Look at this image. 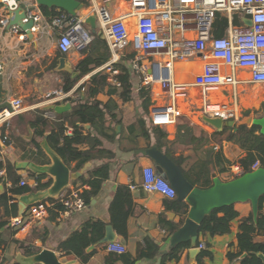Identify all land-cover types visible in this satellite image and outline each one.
I'll return each mask as SVG.
<instances>
[{
    "label": "crops",
    "instance_id": "0c3cea01",
    "mask_svg": "<svg viewBox=\"0 0 264 264\" xmlns=\"http://www.w3.org/2000/svg\"><path fill=\"white\" fill-rule=\"evenodd\" d=\"M18 2L20 6H23L26 4L30 5L34 1L29 3L19 0ZM46 9V13L50 15L49 17L37 6V11L41 15V21L39 22V31L38 33H33L34 37L32 40H29L24 34L19 33L17 28L7 29V21H5L4 25L0 24V108L8 105V103L14 99L21 100L22 102V111L11 118L8 123L0 125V127L4 126V137L0 140V163L2 165L0 169L4 168L6 177L11 179L14 183L22 179L26 180L28 184L27 187L30 189H35L31 187V185L33 180H37V178L31 176V173L28 171L16 170L15 163L18 161H32L39 164L38 162L44 161V155H38V150L33 141L39 145V142L43 138L47 140L50 131H44L42 127L32 128L30 122L39 115L48 119L49 122L55 121V113L69 112L72 107L71 102H76L84 98L83 92L79 100L69 98L65 101L51 102V100L48 99V95L52 93L54 94L53 97H56L59 93H63L61 87L65 75L69 74L71 78H73L77 74L75 71L76 66L84 56L81 55L79 51H71L68 54H62L58 51L56 46L58 30L52 27V20L62 11L55 8ZM109 9L114 18L121 17L129 11V0H114V2L109 5ZM52 14L55 16L52 17ZM4 16H6V12L1 6L0 18ZM88 16H90V14L87 7L82 10L78 18L80 19V28L91 41L92 36L95 34H92L91 28L84 24V20ZM220 16L226 20L225 16L222 14H220ZM215 20L216 17L212 24L211 35L213 37H222L223 35L216 36L214 34ZM237 21L242 25L239 18ZM126 23L130 32H133L135 20L128 18ZM244 24L246 25V23ZM226 26L227 22H225L224 35ZM96 32V34L99 35L97 24ZM192 33L191 31L186 32L185 37L187 39H192L194 37ZM21 35H23V37H21ZM131 54H133V57L127 58ZM134 56L135 53L129 47L121 54L120 63L126 68L129 74L132 96L135 103L122 105L120 102H117V107L114 108L112 113L116 116L117 120H122V125L115 126L112 124L113 127L115 126L114 129L117 134L113 141L101 138L102 149L113 153V156L109 159L103 157L100 160L95 159L86 163L88 166L81 176L85 179H89L88 173L90 171L104 163H108V179L104 181L99 189H96V195L90 199L88 204L86 203L85 208L76 214L59 219L54 211H50L48 218L38 226L23 230H13L6 225L4 228L0 229V241L2 243L7 242L6 246H3V244L0 246V261H3V264H15V257L17 254H22L23 252V249L19 250L20 245L32 247L36 253L42 248H49L56 252L61 262L83 264L74 255H62L58 250V246L72 233L80 230L82 225L87 221L99 220L104 222L106 227L108 225L111 226L109 206L118 185L127 186L129 189L130 186H134L135 189H130L133 201V215L127 222L128 236L123 240L112 228L115 234V242L123 245L126 248V252L132 255H135L138 249L141 248L146 238L157 245L160 248V252L169 250L168 243L171 235H169L160 224L159 216L160 214H164L167 221L175 224L179 223L180 217L173 212L165 210L164 202L166 198L158 193H145L141 189L143 168L147 166H153L155 168V166L148 157L143 156L139 151L150 148L156 143L152 140L151 146L148 147V142L145 139L129 136L124 129L127 123H125L124 118L132 112L136 116L142 115L143 118L147 117L142 113L140 107V100L138 98L140 87L148 92L151 102L149 114L151 107L169 103L170 101L166 96L160 94L157 86L151 87L148 91L142 84L141 76L129 69ZM61 57L66 59L67 70L56 71L58 59ZM110 57L109 51L108 61ZM108 61L85 75L76 85L81 82L83 84L82 86H84V84L90 80L91 76L99 74L106 77L108 84L119 87L120 83L117 78H115V80H117L118 84L112 83L108 77L109 74L104 68ZM206 63L207 62L201 56L174 61L172 69L174 84L185 87L186 97L184 100H174L176 109L180 112L183 111L176 122L159 127L167 134L165 140L161 142L160 152L165 156H169L168 158L170 160L172 159L173 162L174 158H183L182 168L186 171L198 161L211 160L210 177L212 181L213 179H218L222 183H227L234 179L229 176V167L227 164L225 165L226 171H218V166L215 165L216 156L219 155L222 157V160H226V162H230L231 164H239L238 161L245 157V152L241 151L236 145L226 142L224 140L225 135H218L224 127H222L221 130H216L201 119V117L204 116L201 114L202 107L205 102L218 103L226 106V108L235 109L237 111V109H241L240 97L243 94L256 95L255 91H257L258 94V89L264 88V86L250 84L248 82L250 77L249 72L241 69L235 72V80L237 81L235 85L225 84L219 86V88L212 92L203 94L199 88L194 86V79L201 72ZM215 63L218 65V71L222 76H227L232 72L227 65L220 62ZM76 85L70 91H72ZM79 90L80 88L77 89V91ZM109 100L110 97L107 95V89H104L96 96V101L103 105L108 103ZM262 101H264V99ZM51 105L58 106L60 112H54L53 110H48L43 114L37 112V110H44L45 107ZM245 106H247L246 103ZM130 107L131 109H129ZM256 109L258 108H254V111H256ZM246 111L249 112L248 110ZM242 112L243 110H240V112L237 111L240 117L237 122L243 118V115L241 116ZM46 114H51L53 117L48 118ZM149 114L146 119L148 122H150ZM237 122H235V124ZM76 126H79V124L77 123ZM83 128V134L85 135L89 132L90 127L85 126ZM229 128H234V126ZM38 131H44V136L39 137L36 135ZM72 131L73 128L66 123L65 133L71 134ZM121 132L122 135H120ZM233 132H235V128ZM189 138H192V141H189ZM194 146H198L197 148L199 149L195 150ZM209 151H211L210 155ZM76 164V162L69 164L68 167L71 172H79L84 165H86L84 164L81 169L76 171ZM17 177L19 179H16ZM79 179L71 181L68 187H80L83 193L84 191L93 192L95 190L89 185H82ZM1 182L0 184L4 185ZM40 183H47V186H49L51 180L44 176L40 180ZM15 202L16 200L13 197L9 205L12 203L16 204ZM184 202L188 205L186 216L188 217L190 206L185 200ZM236 208L240 216L231 222L230 232L228 234L211 237L208 233H199L198 242L204 243L205 250L210 254L209 256H204L200 259V252L192 256L189 254V248H185L179 251L178 260L168 257L162 261L161 257H156L151 260H139L136 264H240V258L231 261L227 254H235L238 252L237 234L241 220L247 217L249 213H252L253 220H255L258 212L256 217H254L252 204L250 202L237 203ZM260 213L264 215V208ZM2 214L3 208L0 207V217H2ZM16 216H19L17 212ZM11 218H13V216ZM4 219L5 218H3V220ZM10 219H6L5 221ZM253 238L255 243L264 242V233L256 232ZM92 247L91 250L94 249V246ZM95 248L96 253L85 264H104V258L107 256V252L101 246Z\"/></svg>",
    "mask_w": 264,
    "mask_h": 264
},
{
    "label": "built area",
    "instance_id": "2783aa9c",
    "mask_svg": "<svg viewBox=\"0 0 264 264\" xmlns=\"http://www.w3.org/2000/svg\"><path fill=\"white\" fill-rule=\"evenodd\" d=\"M18 1L0 0V3L6 12L20 6ZM87 1L89 14L96 19L99 36L107 43L110 51V60L104 66L110 81L118 84L115 80L118 75L115 65L120 62L121 54L130 47L135 56L129 69L141 76L142 84L148 91L157 86L160 94L169 99V103L150 108L152 125L162 127L173 124L181 115L174 106V100H184L186 90L185 87L174 84L172 69L176 60L201 56L207 62L194 79V86L203 94L225 84L235 85V72L241 69L249 72L250 84L264 86V0H129L128 13L118 18H114L109 9L114 0ZM22 7L27 11L23 22L31 19L33 24L30 30L38 33L41 15L35 2ZM217 14L225 16L227 22L225 35L222 37L211 35ZM233 14H239L241 26H235ZM6 16L0 18V24H5ZM128 18L135 20L133 32L127 26ZM245 20L250 21L249 26L244 24ZM52 27L58 30L56 46L62 54L79 51L90 41L80 28V19L70 17L66 12L62 11L53 18ZM189 31L194 34L192 39L185 37V33ZM215 62L227 65L232 72L222 76ZM82 85L79 82L72 91L59 93L56 97L51 94L48 99L51 102L69 98L79 100L84 92ZM21 111V100H11L8 105L0 108V125L8 123ZM201 114L209 118H221L223 121L237 122L240 118L235 109L218 103L205 102ZM46 116L53 117L51 114ZM259 169V160H255L249 173ZM245 174L247 173L240 164L229 166L230 178L237 179ZM0 182L7 188L28 186L24 179L14 183L7 178L4 168L0 169ZM38 185V181L34 179L31 187L37 188ZM130 189L134 190L135 187L130 186ZM141 189L145 193H158L168 200L176 198L175 190L153 166L143 168ZM85 205L82 188L68 187L54 202L47 200L28 206L21 215L11 218L8 226L13 230L38 226L56 206V214L60 219L82 211ZM196 248L205 250V245L198 242ZM105 251L120 255L126 252V248L114 242L108 243Z\"/></svg>",
    "mask_w": 264,
    "mask_h": 264
},
{
    "label": "trees",
    "instance_id": "16d2710c",
    "mask_svg": "<svg viewBox=\"0 0 264 264\" xmlns=\"http://www.w3.org/2000/svg\"><path fill=\"white\" fill-rule=\"evenodd\" d=\"M87 8L89 3L87 0H76ZM41 11L45 13L47 17L50 15L46 13L45 7H40ZM55 16L54 14L51 15ZM225 20L217 16L214 25V34L216 36L224 35ZM84 58L78 63L75 71L77 74L71 78L69 74H66L63 79L61 90L63 93L70 91L76 83L82 79L85 75L89 74L96 68L102 66L109 58V49L107 43L98 35L92 36V40L81 50H79ZM133 54L127 58H132ZM121 62V61H120ZM117 63L115 68L119 71V75L116 76L120 83L119 87L110 85L106 81V77L95 74L90 77V80L84 84V98L82 100L71 102V110L67 113H55L56 120L49 122L48 119L39 115L36 119L30 122L32 128L42 127L44 131H49L47 136V143L49 147L62 159L65 165L69 166L70 163L76 162L75 170L78 171L84 164L91 162L95 159L100 160L103 157L107 159L113 156V153L102 149L101 138L113 141L116 138L114 127L116 125H122V120H117L112 111L117 107V102L124 104H134L135 100L132 96V87L129 81V74L126 68ZM107 89V95L110 100L106 104H101L96 101L98 93ZM138 98L140 100L141 111L148 117L150 98L148 92L140 87L138 91ZM39 114L47 112L46 110H37ZM249 112H244V116H247ZM124 118V129L129 136L141 137L148 142V147L151 146L152 140L155 145L161 148V142H163L167 136L166 132L158 126L152 125L148 122L147 117L136 116L132 112ZM66 123L73 128L71 134L65 133ZM79 126H76V124ZM114 124L115 126L113 127ZM85 126H89L90 130L85 135L83 134ZM234 128L224 127L218 133V135H225L224 140L236 145L241 151L245 152V157L238 162L246 173L250 172L251 165L255 160H259L260 169H264V134L261 133V127L259 125H239L235 132ZM44 131L36 132L39 137L44 136ZM110 132V134H109ZM122 135V132L121 134ZM4 137V126L0 127V140ZM192 141V138H189ZM35 147L38 150V155L43 156L44 161L38 162L39 164H46L47 158L40 149L39 145L33 141ZM198 146H194V149ZM161 151V150H160ZM211 151H209V155ZM169 157V156H167ZM171 158V157H170ZM172 160V159H171ZM173 161V160H172ZM183 158H174V163L180 168L186 180L194 187L200 190H206L213 186L211 175V160L198 161L187 171L182 168ZM231 166L230 162L222 160L219 155L215 158V165L218 166L219 172L226 171L225 165ZM0 163V168H1ZM109 164L104 163L88 173L89 179L81 177L79 182L82 185H89L95 190L93 192L84 191L83 198L85 203H89L93 198L104 181L108 179ZM35 177L34 175L30 174ZM38 180V187L30 189L27 186L7 188L5 185L3 192L0 194V207L3 208L2 217H0V229L8 226L9 220L12 216H16L17 205L9 202L12 201L14 195H25L37 190L43 189L47 186V183H40L43 177H36ZM16 179H19L18 177ZM92 179V180H90ZM54 202V200H48ZM166 211L173 212L180 217L179 223L175 224L166 220L164 214H160L159 222L162 227L168 232L169 235L173 234L183 224L188 211V205L184 201H178L177 198L173 200L166 199L164 202ZM58 206L54 207L50 211L56 213ZM264 208V195L258 200V215L253 220L252 213L241 220L239 231L237 234L238 252L228 253L229 260L233 261L240 258V264H264L258 257V254L264 256V242L255 243L254 234L256 232L264 233V215L260 212ZM110 225L115 233L125 240L128 236L127 222L133 215V201L130 189L124 185H118L113 199L109 206ZM240 216L239 211L236 208V204L223 206L211 210L205 215L199 227V233H208L211 237L226 235L230 232L231 222ZM3 218H5L3 220ZM106 224L102 221H87L81 229L72 233L66 240L61 242L58 246L59 252L62 255H74L77 259L85 264L96 253L97 246H101L104 250L107 244H100V241L104 237ZM6 246L7 242L2 243L0 246ZM90 246H94V249L88 251ZM188 249V244H181L172 249H169L166 254L160 252V248L155 245L150 239H144L141 248L132 255L125 252L124 254L107 253L104 258V264H136L139 260L147 259L151 260L156 257H161L164 261L168 257H172L178 260L179 251L182 249ZM23 249L22 254L25 256L33 255L36 251L32 247H24L20 245L19 250ZM20 252V251H19ZM245 255L242 257V255ZM200 259L210 254L206 250H202L199 253ZM3 264V261H0Z\"/></svg>",
    "mask_w": 264,
    "mask_h": 264
},
{
    "label": "water",
    "instance_id": "95a60500",
    "mask_svg": "<svg viewBox=\"0 0 264 264\" xmlns=\"http://www.w3.org/2000/svg\"><path fill=\"white\" fill-rule=\"evenodd\" d=\"M36 6L48 9H60L66 12L70 17H78L84 9V5L76 0H34ZM2 4L0 3V7ZM27 11L22 6H18L13 10H7L6 28H17L19 33L24 34L29 40L34 35L30 28L33 21L29 19L23 22ZM247 26L250 25L249 20H245ZM84 24L91 28L92 34H96V19L88 16L84 20ZM56 71L67 70L66 59L61 57L58 59ZM264 108V104H263ZM44 110H53L60 112V108L55 105L47 106ZM201 119L216 130L222 127L236 128L239 125H247L245 122L236 123L233 120L223 121L221 118H209L202 116ZM251 120V118H249ZM248 120V117L242 118L241 121ZM249 120V122H250ZM250 125V124H249ZM252 125H259L261 133L264 134V122H253ZM251 126V125H250ZM263 127V128H262ZM39 147L46 155L48 162L46 164H37L32 161H18L15 163L16 170H24L30 172L35 177H48L51 184L43 189L25 195H14L17 205V215H21L28 206L37 204L47 200L57 199L59 194L68 188L71 181L78 180L88 164L79 172H71L70 168L64 164L62 159L49 147L46 138L39 142ZM140 154L148 157L154 164L157 172L164 178L176 192L178 201H186L190 206L188 217L185 218L183 224L173 234H171L168 243V249H172L181 244H188L189 254L196 255L200 250L196 248L199 236V227L202 218L211 210L221 208L223 206L237 204L240 202H250L253 208V216L256 217L258 212V200L264 195V169H259L252 173H247L240 178L234 179L227 183H222L218 179H213V186L206 190L194 188L184 177L180 168L165 156L156 145L150 148L140 150ZM4 186L0 184V194L3 192ZM115 242V234L111 226L106 227V232L100 244H108ZM93 247H89L91 250ZM166 254L167 251H163ZM245 255L243 254L242 257ZM258 257L264 263V256L258 254ZM15 264H71L70 262H61L56 252L49 248H42L37 253L24 256L19 253L15 257Z\"/></svg>",
    "mask_w": 264,
    "mask_h": 264
},
{
    "label": "rangeland",
    "instance_id": "374dc122",
    "mask_svg": "<svg viewBox=\"0 0 264 264\" xmlns=\"http://www.w3.org/2000/svg\"><path fill=\"white\" fill-rule=\"evenodd\" d=\"M22 2H33L34 0H21ZM217 16H220V14H217ZM221 17V16H220ZM233 19H234V24L235 26H241L240 23L237 21V19L240 17L239 14H233ZM226 22V20H225ZM54 44V43H53ZM52 44V45H53ZM259 90V93L257 94V91L256 92V95H249L247 93L243 94L240 98V106H241V109H237L238 112H240V110L243 112L248 110L249 111V115L247 116H244V113L242 112L241 113V116L244 118V117H248V120H243L241 121L242 119L239 120L238 123L240 122H245L248 124V126L252 125L253 122L257 121V122H264V109H263V106H262V103L264 101H262L264 99V88H260L258 89ZM53 95V93H52ZM255 97V98H254ZM262 102V103H261ZM245 103L247 104V106H245ZM259 104L261 105L259 110L258 111H254V108H258ZM131 109V107L129 108ZM183 112V111H181ZM251 118V120L249 119ZM250 120V122H249ZM250 124V125H249ZM263 128V127H262Z\"/></svg>",
    "mask_w": 264,
    "mask_h": 264
},
{
    "label": "flooded vegetation",
    "instance_id": "af4514ba",
    "mask_svg": "<svg viewBox=\"0 0 264 264\" xmlns=\"http://www.w3.org/2000/svg\"><path fill=\"white\" fill-rule=\"evenodd\" d=\"M263 104H264V102L262 103V106H263ZM260 106H261V105H259V107H258V109H256V111H258V110H259ZM263 109H264V108H263Z\"/></svg>",
    "mask_w": 264,
    "mask_h": 264
}]
</instances>
